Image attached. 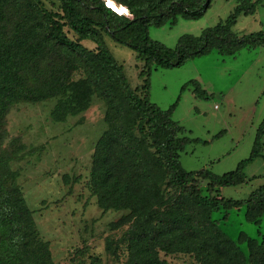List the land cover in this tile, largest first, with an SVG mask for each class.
<instances>
[{
  "label": "trees",
  "instance_id": "16d2710c",
  "mask_svg": "<svg viewBox=\"0 0 264 264\" xmlns=\"http://www.w3.org/2000/svg\"><path fill=\"white\" fill-rule=\"evenodd\" d=\"M56 1L61 14L42 10L45 29L38 45L52 42L73 54L84 67L85 76L68 79L62 67L52 68L37 79V85L25 87L9 49L0 43V119L19 100L56 98L50 112L56 122L85 111L94 98L105 103L106 128L94 144L89 187L103 211L129 210L126 221L132 222L119 239L127 251L126 264H169L160 251L190 254L199 264H264V235L258 241L240 232L235 241L211 217L222 209L226 220L228 210L245 206V220L259 225L264 217V184L245 199L200 190L204 180L208 190L215 188L217 194L221 187L248 181L244 168L263 156L264 117L249 155L233 170L222 174L209 169L187 171L180 164L178 151L189 142L207 141L182 136V127L172 119L176 102L161 109L146 93L151 65L172 69L213 49L232 55L242 48L263 46L264 31L238 33L232 29L239 14L253 13L257 1L237 0L225 21L204 28L196 36L181 35L172 48L150 38L149 26L174 24L178 15L197 19L211 0H110L126 7L121 13L105 0ZM64 26L75 39L67 36ZM105 35L131 48L144 61L140 71L146 76L141 85L144 93L130 86L123 66L105 43ZM20 38L27 39L25 33ZM87 39L93 42L92 48L80 42ZM187 85L193 86L198 97L208 96L198 80L191 79ZM9 160L0 150V264H54L48 242L37 234L31 210L16 183L18 172L9 167ZM242 243L247 255L239 247Z\"/></svg>",
  "mask_w": 264,
  "mask_h": 264
},
{
  "label": "rangeland",
  "instance_id": "374dc122",
  "mask_svg": "<svg viewBox=\"0 0 264 264\" xmlns=\"http://www.w3.org/2000/svg\"><path fill=\"white\" fill-rule=\"evenodd\" d=\"M253 1H257L253 13L239 14L232 26L234 31H264V0ZM236 5L237 0H211L201 17L178 15L174 24L149 26L148 35L172 48L181 35L196 36L204 28L225 21ZM58 6L56 0H0V43L9 49L25 87L37 85V79L52 68L62 67L68 79L85 76L84 67L73 54L52 42L38 45L45 29L42 10L60 13ZM121 8L127 10L124 5ZM67 28L64 26L63 31L75 39L76 35ZM24 33L26 40L20 38ZM80 42L88 48L94 45L88 39ZM105 43L123 66L130 86L144 93L141 85L146 76L140 75L144 61L108 35ZM40 58L44 61L39 62ZM147 78L146 93L151 102L161 109L176 102L172 119L182 127L181 135L207 141L189 142L178 151L182 168L222 174L249 155L264 117V45L242 48L232 55L213 49L172 69L151 65ZM191 79L198 80L209 92L206 98L198 97L192 85L184 86ZM55 103L56 98L41 102L19 100L0 119V150L11 159L9 167L18 172L16 183L31 210L37 234L48 242L54 264H126L127 251L119 239L132 222L126 221L129 210L103 211L89 187L94 144L106 128L105 103L94 98L85 111L59 122L50 117ZM244 173L246 183L221 187L218 194L215 188L208 190L205 180L200 182V190L203 194L245 199L264 184V156L249 163ZM244 211L245 206L232 208L225 220V212L220 209L211 217L235 241L240 232L260 241L264 217L255 225L245 220ZM119 221L122 223L116 227ZM239 247L248 254L245 243ZM159 255L169 264H199L186 253L160 251Z\"/></svg>",
  "mask_w": 264,
  "mask_h": 264
},
{
  "label": "bare ground",
  "instance_id": "6f19581e",
  "mask_svg": "<svg viewBox=\"0 0 264 264\" xmlns=\"http://www.w3.org/2000/svg\"><path fill=\"white\" fill-rule=\"evenodd\" d=\"M107 2H108V5H112L115 9H120V10H118L120 13L122 12V8H121V6L120 5H116L115 4V2H113V1H110V0H107Z\"/></svg>",
  "mask_w": 264,
  "mask_h": 264
},
{
  "label": "built area",
  "instance_id": "2783aa9c",
  "mask_svg": "<svg viewBox=\"0 0 264 264\" xmlns=\"http://www.w3.org/2000/svg\"><path fill=\"white\" fill-rule=\"evenodd\" d=\"M105 4H106L107 6H109L107 0H105ZM116 11H117V10H116ZM125 11H126V10H125ZM119 13H120V12H119Z\"/></svg>",
  "mask_w": 264,
  "mask_h": 264
},
{
  "label": "crops",
  "instance_id": "0c3cea01",
  "mask_svg": "<svg viewBox=\"0 0 264 264\" xmlns=\"http://www.w3.org/2000/svg\"><path fill=\"white\" fill-rule=\"evenodd\" d=\"M257 48H259V47H257ZM206 91H207V90H206ZM207 93H209V92L207 91ZM263 152H264V151H263ZM263 152H262V153H263ZM263 156H264V153H263Z\"/></svg>",
  "mask_w": 264,
  "mask_h": 264
}]
</instances>
